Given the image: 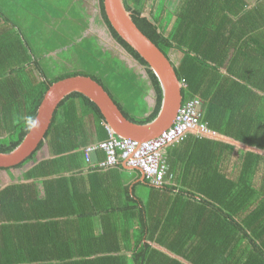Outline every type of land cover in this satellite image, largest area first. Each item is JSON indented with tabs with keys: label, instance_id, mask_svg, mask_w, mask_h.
I'll return each mask as SVG.
<instances>
[{
	"label": "trees",
	"instance_id": "trees-1",
	"mask_svg": "<svg viewBox=\"0 0 264 264\" xmlns=\"http://www.w3.org/2000/svg\"><path fill=\"white\" fill-rule=\"evenodd\" d=\"M144 3L124 0L138 28L171 57L184 83L183 103L203 100L209 133L198 136L197 127L167 146L161 185L137 168L127 182L121 161L99 168L102 150L91 154L96 162L86 172L83 149L94 136L107 138L106 122L93 100L69 93L38 147L22 162L0 167L17 170L9 180L0 176V264H264V8H247L246 0H181L176 10L163 5L155 14L144 13ZM33 10L36 0H0V152L23 140L48 87L76 74L102 84L130 120L156 117L159 80L114 30L103 0L95 21L144 67L155 94L152 109L141 96L142 106L127 111L120 90H112L120 86V61L131 70L125 59L109 67L99 60L97 73L52 59V51L67 53L80 39L91 41L92 53L106 50L96 32L85 36L82 27L50 50L34 38L35 47L26 29ZM39 151L47 155L38 159Z\"/></svg>",
	"mask_w": 264,
	"mask_h": 264
},
{
	"label": "water",
	"instance_id": "water-1",
	"mask_svg": "<svg viewBox=\"0 0 264 264\" xmlns=\"http://www.w3.org/2000/svg\"><path fill=\"white\" fill-rule=\"evenodd\" d=\"M105 14L114 30L148 63L157 76L162 101L158 114L146 123H137L123 113L102 84L89 75L76 74L52 83L37 109L35 124L23 140L11 151L0 152V167H11L27 158L44 139L59 102L69 93L78 91L93 100L100 108L106 125L117 137L146 140L155 137L172 123L183 100L182 83L170 59L134 23L124 0H103Z\"/></svg>",
	"mask_w": 264,
	"mask_h": 264
},
{
	"label": "rangeland",
	"instance_id": "rangeland-1",
	"mask_svg": "<svg viewBox=\"0 0 264 264\" xmlns=\"http://www.w3.org/2000/svg\"><path fill=\"white\" fill-rule=\"evenodd\" d=\"M41 5L37 6V8L42 9L43 12L49 11L50 9L54 10V14H53V18L50 15H44V14H40L35 16L36 20H34V18L32 20L27 19L26 21V29H27V36L30 38V41L32 44H34L35 42L38 44V46L41 49H53L56 45H58L59 43L63 42L65 37L70 38V40H72V36L75 34V26H76V20L77 16L79 15L78 13V5H75L74 0H40ZM181 2V0H164V3L161 2V0H145L144 3V13H149L150 10H153V13H159L162 12L163 10V5L164 8L169 10V11H174L177 9L179 3ZM27 9L31 10L32 6L29 4L26 6ZM165 15V19L166 22L169 23L168 20V15ZM51 25V28H50ZM69 31V33L67 31ZM53 34V37L50 39L49 35ZM100 36V41L102 42L103 46H107L106 50H102V52H100L99 49L96 50V53H92L88 52L87 50L84 51V53H82V57L84 63L82 64L81 70L86 71H90L91 69H93L94 66L98 65L99 63H101L99 60L102 59H107L109 60V62L107 63V66H114V64L110 61H118L120 59H125L129 69L132 70L133 75H130V71L129 72H125L127 71L126 67H124V65L121 63L120 61V66L117 65V67H120V96H123L125 99H129V98H134L137 96H139V86H143V80L141 77V74L139 75L140 71L142 73V75L145 77L146 81L150 80L148 79L146 73H145V69L143 66H137V62L135 63V60H133L130 56L128 55H124L121 53L120 51V47L113 44L111 35L108 34V36L104 39L103 41V35L102 33L99 34ZM34 38H35V42H34ZM88 42L91 44V41L88 40ZM35 45V44H34ZM35 47H37L35 45ZM75 49V50H74ZM78 49V46H68L66 47L64 50H68L67 53H59V50H54L52 51V59L57 62L59 65H61L60 63L64 64V60L62 59L63 57L65 59H68L71 61L72 65H80V62L77 58H75L76 50ZM120 51V54L119 52ZM78 55V54H77ZM111 55V56H110ZM77 57V56H76ZM97 60V61H96ZM99 62V63H98ZM104 63V66L105 64ZM102 64V63H101ZM132 67V68H131ZM91 68V69H90ZM59 69V68H56ZM68 69V68H67ZM64 70V69H59V71ZM91 70V71H92ZM104 71V69H103ZM139 72V73H138ZM132 81L134 83L133 85V90H130V92L128 93V89H129V85L126 83V80ZM142 82V83H141ZM151 84V83H150ZM131 87V85H130ZM119 92V91H117ZM152 101L150 102L149 99L147 100L151 106L154 104V98H150ZM126 104H128L126 102ZM139 107L142 106L141 105V101L140 104H138ZM40 152H38V157L40 155ZM3 173H5L6 175V179L9 180L12 176H14L17 173V170L14 169L10 172L8 171H3L0 170V176L3 175ZM5 184V183H3Z\"/></svg>",
	"mask_w": 264,
	"mask_h": 264
},
{
	"label": "built area",
	"instance_id": "built-area-1",
	"mask_svg": "<svg viewBox=\"0 0 264 264\" xmlns=\"http://www.w3.org/2000/svg\"><path fill=\"white\" fill-rule=\"evenodd\" d=\"M199 105L200 101L197 99L184 103L177 112L173 127L153 140L117 137L106 126L108 132L107 138L84 147L85 161L92 164L90 162L91 154L96 150H102L105 153V158L96 163L99 168L112 166L120 159L142 170L152 181L162 183L168 165L162 157L161 148L167 143L179 141L187 131L194 130L197 127L199 128V134L207 133L206 125L199 122Z\"/></svg>",
	"mask_w": 264,
	"mask_h": 264
},
{
	"label": "crops",
	"instance_id": "crops-1",
	"mask_svg": "<svg viewBox=\"0 0 264 264\" xmlns=\"http://www.w3.org/2000/svg\"><path fill=\"white\" fill-rule=\"evenodd\" d=\"M74 2H75V5H78V13H79V15L77 16V19H79L81 21L78 26H75V30L77 29L75 33H77L79 30H81L82 27H84L85 28V33H84L85 36H87L88 34H90L92 32H96L97 36L102 33L103 37H106L107 33L105 31V27L104 28L99 27L97 25L96 21H95V12H96L97 0H74ZM246 2H247V4L245 6L247 8H252V7L256 6V5L257 6L259 5V6L264 8V0H246ZM36 4H37V6L41 5L40 0H36ZM32 13L34 14V16H32L34 18V20H36L35 16L40 15V14L50 15L53 18L54 10L50 9L49 11L43 12L42 9L37 8V11L33 10ZM84 24H87V26H84ZM99 41H100V39H99ZM78 43H79V46H78V49L76 50V53L78 55L76 54V56H77L76 58L79 60L80 65L78 66V64L77 65L70 64V65H68V68H71V69L77 68V69H79L80 67H82V64L84 63L83 58H81L82 57V53H84L85 50H87L88 52H91V50H88V44L89 43L85 39L78 40ZM175 55H176V53H174V56ZM169 58L171 59V57H169ZM136 64H137V66H141L138 63H136ZM93 69L96 70L94 72L97 73V71L100 70V66L96 65V66L93 67ZM140 73H141V71H140ZM141 77H142V80H143V83L141 82L143 84V86H141V87L139 86V88H140L139 92L140 93H139L138 98H137V96L134 97V98H129V99H127V98L125 99L123 96H120V98H119L120 99L119 101L122 103V105L124 106V108L127 111L131 112V111L135 110L136 106L138 108V104L140 102L141 96L144 97V99H145V101L147 103H149L147 101L148 99L151 102L152 100L150 98H154V96H155L154 90L151 87V84L149 83V81H146V79H145V77L143 75ZM127 81H128L127 84L129 85V89H128V93H129L130 90H133L134 83L132 81H130V79L127 80ZM130 85H131V87H130ZM111 88H112V90L114 92L120 90V86L119 87H115L113 85V86H111ZM126 102L128 104H126ZM153 105L151 106L150 104H148V107L150 109H152ZM92 127H94V126H92ZM94 130H95V128H94ZM93 138H94V140L91 143H89V144H94V143H97V142L101 141V140L97 141V138L95 136ZM89 144H87V145H89ZM46 155H47V152H43L42 155L38 159H42ZM164 155L166 156L165 150H164ZM92 158H93V155H91V160H92ZM94 162H96V161H93V163ZM120 163L122 165V168L124 169L123 176L126 177V181L127 182L131 181V176L135 173L134 169L129 168L124 162H120ZM85 166H86V172H87L89 166H93V165L92 164H87ZM168 180H169V178H167V181ZM6 183H8V182H6ZM170 254L175 255L172 252H170Z\"/></svg>",
	"mask_w": 264,
	"mask_h": 264
},
{
	"label": "bare ground",
	"instance_id": "bare-ground-1",
	"mask_svg": "<svg viewBox=\"0 0 264 264\" xmlns=\"http://www.w3.org/2000/svg\"><path fill=\"white\" fill-rule=\"evenodd\" d=\"M168 57V56H167ZM132 58V57H131ZM169 58V57H168ZM170 59V58H169ZM170 61H171V59H170ZM172 63V62H171ZM173 65V64H172ZM173 67H174V65H173ZM68 95V94H67ZM193 99H197V100H199L200 101V105H199V122H201V123H204L205 125H206V123L205 122H203L202 121V109H203V107H202V105H203V100L200 98V97H197V96H194V97H192V98H189L188 100H186L184 103H186L187 101H189V100H193ZM183 103V100H182V102H181V104L179 105V107H178V109L176 110V113H175V117H174V119H173V121H172V123L170 124V126H168L165 130H163L160 134H158L157 136H155V137H151V138H148V139H146V140H153V139H156V138H158L159 136H161V134L163 133V132H165V131H167L168 129H170L171 127H173V125H174V123H175V118H176V115H177V112H178V110H179V108L184 104ZM161 107V106H160ZM160 109V108H159ZM159 112V111H158ZM187 133H189V131H187L185 134H187ZM207 133H209V130L207 129ZM207 133H204L205 135H207ZM198 136L199 135H201V134H197ZM175 142L176 141H173V142H170V143H167L166 145H164L162 148H161V152H162V154H164V150H165V148L168 146V145H174L175 144ZM162 157H163V155H162ZM164 159V158H163ZM165 160V159H164ZM124 162L129 168H131V169H134V168H136V167H133V166H131V165H129L128 164V162L127 161H124V160H120V159H118L117 161H116V163H118V162ZM166 162V161H165ZM115 163V164H116ZM167 164V163H166ZM114 165V164H113ZM137 169H139V168H137ZM140 170V169H139ZM141 172H142V176L143 177H145L146 175H145V173L142 171V170H140ZM147 177V176H146ZM148 178V177H147ZM152 183H154V184H156V185H161V184H163V183H165L166 182V178L164 177V181L162 182V183H156V182H154V181H151Z\"/></svg>",
	"mask_w": 264,
	"mask_h": 264
},
{
	"label": "clouds",
	"instance_id": "clouds-1",
	"mask_svg": "<svg viewBox=\"0 0 264 264\" xmlns=\"http://www.w3.org/2000/svg\"><path fill=\"white\" fill-rule=\"evenodd\" d=\"M181 83H182V82H181ZM183 84H184V83H182V86H184ZM32 123H33V125H34V124H35V121H33ZM106 126H107V125H106ZM86 163H87V162H86ZM92 165H93V163H92Z\"/></svg>",
	"mask_w": 264,
	"mask_h": 264
}]
</instances>
